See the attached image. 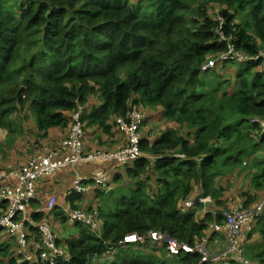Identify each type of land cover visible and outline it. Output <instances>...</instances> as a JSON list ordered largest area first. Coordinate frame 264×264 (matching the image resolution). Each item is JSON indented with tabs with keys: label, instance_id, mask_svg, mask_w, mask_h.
Returning a JSON list of instances; mask_svg holds the SVG:
<instances>
[{
	"label": "trees",
	"instance_id": "16d2710c",
	"mask_svg": "<svg viewBox=\"0 0 264 264\" xmlns=\"http://www.w3.org/2000/svg\"><path fill=\"white\" fill-rule=\"evenodd\" d=\"M141 1L0 0V149L4 139L9 145L10 136L22 134L17 120L25 109L45 142L58 137V144L77 114L84 130L102 133L98 148L84 144V132L83 148L110 152L119 146L116 118L126 121L131 107L158 108L162 117L153 138L142 133L138 158L80 163L85 191L63 188L73 171L59 177L63 190L52 211L44 207L54 187L44 183L55 182L39 178L25 219H13L22 221L26 253L19 234L1 226L0 264H50L37 248L41 223L50 224L56 246L69 256L58 264H102L109 257L113 264H243L236 255L199 263L194 247L218 233L214 225L224 226L222 211L253 210L264 200V129L251 122L264 119L261 59L217 63L220 71L238 64L232 80L201 66L228 44L251 57L264 53V0H148L149 14L132 8ZM35 142L37 153L42 146ZM100 169L102 184L92 177ZM124 179L130 184L122 188ZM206 196L211 202L204 206L198 199ZM73 208L97 212L100 234L69 226L64 210ZM6 209L0 202V214ZM150 231L190 249L173 254L165 243H152ZM130 232L141 240L122 242ZM133 247L149 260H120L119 250ZM238 247L244 260L264 264V205L241 226Z\"/></svg>",
	"mask_w": 264,
	"mask_h": 264
},
{
	"label": "built area",
	"instance_id": "2783aa9c",
	"mask_svg": "<svg viewBox=\"0 0 264 264\" xmlns=\"http://www.w3.org/2000/svg\"><path fill=\"white\" fill-rule=\"evenodd\" d=\"M221 39H225L221 35ZM261 59L260 70L264 75V53H259L255 57H251L241 51L235 50L231 45H227V50L217 53L213 58L206 60L201 69L203 71L215 67L219 62L234 61V62H247L251 59ZM252 123L257 124L260 128L264 129V119L258 117ZM143 115L138 108L131 107L128 112L126 121L121 117L116 118L118 128L126 136V140L123 145L115 149L114 151L96 150L94 153H83V137L84 129L83 123L80 120L79 115H74L73 122L67 137L61 143V154L49 152H37L26 163L19 165L15 169H0V202L7 204V209L4 213L0 214V227H6L8 231L19 234V243L21 247H25L26 242L24 240L23 224L22 221L15 222L13 219L19 214L23 219L28 213L27 203L29 200L35 199L36 189L35 183L39 178L44 175H51L62 167L78 166L80 163H93L100 160L115 161L119 163H125L138 158L140 155L139 140L141 139V127H142ZM2 132L0 130V136ZM184 157V155H178ZM97 182L103 183L105 181V175L101 171H97L95 176H92ZM87 179L82 175H77L73 178L71 186L72 189L67 190V194L72 190L76 192L85 191V187L81 185V181ZM55 194H50L47 198V204L44 207L46 211H52L53 207L57 204ZM199 203H210L211 197H201L198 199ZM187 206H192L193 202L188 201ZM264 205L262 200L253 210H244L241 205H236L228 210L222 211V215L225 218L224 226L214 225L213 231H224L225 237H227V246L218 255H212L208 250L209 240L206 237L204 240L197 243L194 247L200 255L201 262L206 261H220L226 259L230 255H236L237 259L243 264H249L241 257L240 249L238 247V238L240 235V228L242 225L247 224L249 218L253 215H257L261 212ZM3 211V210H1ZM66 223L69 226L81 223L88 226L96 235L100 234V224L98 222L97 212H87L82 208L65 209ZM39 230L43 235L42 243L37 245V248L41 250V258L46 259L50 264H58L60 262H67L69 256L55 244V235L53 234L52 227L48 223H41ZM149 239L152 243H165L167 250L173 254H176L180 250L190 249L183 243H178L172 237L161 233L160 231H150L148 233ZM140 236L133 232L132 234H125L122 242L135 243L140 241ZM21 253H26L24 248ZM59 258L61 261L55 262V259Z\"/></svg>",
	"mask_w": 264,
	"mask_h": 264
},
{
	"label": "rangeland",
	"instance_id": "374dc122",
	"mask_svg": "<svg viewBox=\"0 0 264 264\" xmlns=\"http://www.w3.org/2000/svg\"><path fill=\"white\" fill-rule=\"evenodd\" d=\"M148 3H149L148 0H143L140 2L139 5H133L132 8L134 10L139 11L140 13L149 14L150 8H152V6L149 4L150 8L146 7V5ZM211 58H213V57H211ZM225 66L226 67H224V68L222 67V71H220V69L218 68L219 66H215L214 68H216V70L207 71L205 73L212 74L214 78L220 77L221 79H231L232 80L233 79L232 78L233 73L238 68V64L237 63H227ZM211 69H213V68H210L208 70H211ZM142 111H141V113L143 115V120H144V117L146 118V124H144L143 120H142L141 135H142L143 130H144L145 131L144 135L146 134V136H149L151 139L155 136V134L158 133V130H160V125L162 123L161 112L158 111V108H153V109H148V110L143 109ZM22 115H23V118L20 120H17L18 124L22 128V134L20 136H18V135L14 136V137L10 136V138H11L10 142L11 143L9 145L6 144V139H4L3 148L0 149V163H1L0 167L1 168L3 167L2 169H4V168L5 169H15L19 165H22V164L26 163L29 159H31L34 156V154L36 153V152H34L37 149L36 142H35L36 140H38L39 144L42 146V149L39 150V152H41V153L52 151L53 153L58 154L60 152H63L60 149V146H61L62 141L65 139V137L68 134L65 135L64 138H61V140L58 141V144H56V142H57L56 139H59L58 137H56L54 140L50 141L49 143L45 142V139L38 138V136H37L38 131L35 130V125H34L33 119L31 117V115H29L28 110L25 109L22 112ZM255 119L256 118H252V121H255ZM169 124L171 126H175L174 123L170 122ZM92 127H93L92 128L93 133L91 134V137L88 139V143L91 142L93 147L100 148L101 145H99L97 143L98 137L95 134L102 135V133L100 132L99 129H97L96 126H92ZM84 132H85V137H86L88 135L89 129L85 128ZM51 134H53V133L51 132ZM123 141H125L124 134H123ZM123 141H120V140L118 141L119 146L122 143H124ZM96 150H103V149H88L86 146H84L83 153L84 154H90V153H94ZM4 154H5V156H3ZM108 164H111V163H108ZM60 170H63L67 173L73 171V175H76V176L82 175V172L80 171L79 168H77V166L76 167L75 166H73V167H62ZM97 171H101L103 173L104 170L100 169ZM96 172L92 176H95ZM116 173H118V172H116ZM103 175H104V173H103ZM112 178H111L110 184L113 183ZM237 178H238V175H234V179L236 180ZM123 181H124L123 185H120V187H122V188H123V186L130 184V181L128 179H124ZM97 183H99V182H97ZM70 186H71V184L70 185L65 184L63 186V188H69ZM235 186H238V185H234V187ZM109 187H116V186L115 185H109ZM56 188L60 192H62V190H63V188H59L58 186ZM121 192H119V193H121ZM118 195L119 194L117 192H114L113 195H111L110 199L115 200L118 198ZM55 198H56V196H55ZM104 198L105 197H103V196L100 197V199H102V200ZM102 203L103 202L101 201V204ZM201 204H204V206H205L207 203H201ZM98 205H100V204H98ZM98 222L101 226V217H99V216H98ZM132 233L133 232H130L127 234H132ZM95 235H96V233H95ZM224 240H225V245L221 246L219 250H214L212 248L211 241H210L209 245H208L209 252L212 255H218L221 252H223V250L227 246V237H224ZM217 242H218V240L215 239V243H217ZM119 249L120 248H118V250ZM244 250L245 249H243V253H244ZM119 254H120V260L123 258H132V257L149 260V258L142 251H139L134 247L130 248L128 250L127 249H120ZM112 260H113V258L111 259V257H109L106 260L102 261V264H113ZM247 262L249 264H253V263L249 262L248 257H247Z\"/></svg>",
	"mask_w": 264,
	"mask_h": 264
},
{
	"label": "crops",
	"instance_id": "0c3cea01",
	"mask_svg": "<svg viewBox=\"0 0 264 264\" xmlns=\"http://www.w3.org/2000/svg\"><path fill=\"white\" fill-rule=\"evenodd\" d=\"M89 108L92 106V102L88 105ZM144 130H143V134H144ZM93 133V129H89V132H88V135L85 137V142L84 144H87L88 143V139L91 137V134ZM117 133V137H118V141H123V132L120 131V129L118 128V131H116ZM96 136H101V135H98V134H95ZM116 135V134H115ZM124 142V141H123ZM123 144V143H122ZM119 147V146H118ZM60 149H61V146H60ZM62 150V149H61ZM62 152L58 153V154H61ZM79 168V166H78ZM69 174L63 170H57L55 171L54 173H52L51 175H49L48 177H46L45 179H40L39 181H48V182H51V181H54L53 183L54 184H51V183H44L45 185H53L52 187H54L53 189L50 190L49 194H55L58 198H59V195H60V191H58V189L56 188V185L61 188L60 186L64 183L60 180L59 182V177H65L68 176ZM71 179H69L68 181H66V184L69 185V182H70ZM51 187V188H52ZM57 198V200H58ZM208 237V240L209 242L211 241V245H212V248L214 250H219L221 246H224L225 245V240H224V237H225V234H224V231H220L218 233H216V235H214L213 237ZM215 239L218 240L217 243H215Z\"/></svg>",
	"mask_w": 264,
	"mask_h": 264
}]
</instances>
